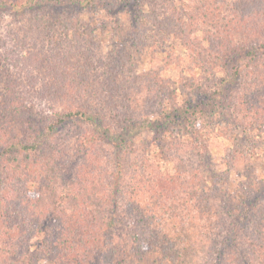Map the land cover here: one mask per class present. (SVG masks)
<instances>
[{
    "label": "trees",
    "instance_id": "obj_1",
    "mask_svg": "<svg viewBox=\"0 0 264 264\" xmlns=\"http://www.w3.org/2000/svg\"><path fill=\"white\" fill-rule=\"evenodd\" d=\"M25 1L32 4L22 12L32 20L40 18L44 4L51 10L69 4L81 10L72 18V33L63 21L65 14L57 12V28L64 25L68 34L66 46L54 33L50 46L43 43L39 47L36 35L31 37L25 29L26 23H4L0 15V165L16 162L21 168L18 173L0 172V182L5 177L9 180L3 190L6 198L2 193V208L8 204L14 208L12 213H29L22 223L9 214L8 207L5 212L0 209V264H40L43 259L51 264H117L119 245L102 243L125 218L131 220L126 246L130 258L150 259L152 264H264V193L256 177L248 173L252 167L244 173L248 177L240 182L242 189L225 187L228 171H215L212 185L206 179L210 167L217 164L209 143L216 124L226 137L240 136L234 132L235 123L243 126V135L254 128L264 131V0L211 4L193 0L181 7L182 12L179 1L183 5L184 0H129L150 5L149 15L139 16L142 22L160 26L162 18L165 25H178L176 37L183 40L192 61H202L204 72L184 80L186 105L162 109V119L152 122L155 140L173 161L174 172L164 174L149 159L135 160L129 172L133 186L121 188V193L119 182L108 189L103 176L104 153L108 158L105 148L116 147L105 132L112 129L121 134L129 122L119 121L117 111L109 115L112 125L98 129L95 122L98 126L103 122L99 119L105 89L117 105L131 79L119 77L116 69L110 70V80L100 79L106 83L87 77L98 67L89 53L93 44L90 24L79 16L83 9L105 10L104 0H0V8H16ZM11 14L16 17L20 12L14 9ZM103 24L106 21L99 23ZM191 27L199 29L202 37H193ZM120 31L125 34L127 29ZM229 33L243 37L245 43L240 47L248 48V59L236 67L237 89L226 95L221 87L230 78H220L218 68L225 71V64L238 52L235 41L225 39ZM78 43L84 48L79 49ZM255 92L260 93L251 101V126L250 120L246 124L244 118L235 119L239 115L235 112L240 110L244 116L243 100ZM123 96L142 104L136 96L127 97L126 92ZM210 105L213 108L205 117ZM76 122L84 130L73 135L70 129ZM16 126L26 137L15 131ZM131 143L136 141L123 140L117 147L127 151ZM226 151L232 150L227 147ZM241 151L244 156V148ZM123 166L120 161L114 167L113 178H124L128 170ZM109 193L110 202L120 204L116 214L105 207ZM2 199L0 192V203ZM100 231V245L85 242ZM59 234L79 238L75 245H62ZM225 245L228 256H224ZM150 253L160 257H148Z\"/></svg>",
    "mask_w": 264,
    "mask_h": 264
},
{
    "label": "rangeland",
    "instance_id": "obj_2",
    "mask_svg": "<svg viewBox=\"0 0 264 264\" xmlns=\"http://www.w3.org/2000/svg\"><path fill=\"white\" fill-rule=\"evenodd\" d=\"M226 1L227 0H208L209 4H211V2L225 3ZM188 2L191 3L193 0H184L183 5H180L179 1L181 12V7L187 5ZM31 4V1H25L24 4L16 5V8H11L10 6L4 7V9L0 8V15H2L3 22L12 23L13 21H16L22 24L26 23L25 29L29 32L31 37L36 35L34 40H37L39 47H42L43 43L50 46V43H53L51 38L54 33L57 34L55 38L66 46L68 42V34L64 25L57 28V20H60L57 12L61 15L65 14V17L63 16V21H65V24H69L70 27H66V29L72 33V31H74L72 18L76 16L75 14H77V12L80 14L81 7L69 4L63 5L59 9L51 10L50 8L45 7L44 4L41 5L42 8L40 12L42 15L38 18L39 20H32L29 16H25L24 12H22L23 10L29 8ZM101 6L105 7V10L100 11L99 9H96V12L95 9H83L81 12L82 14L79 16L82 20L87 22L88 25L90 24V31L93 36V50L90 49L89 53L91 54V58L94 59L93 64L98 67V69L96 68L94 72H90L87 77H94L96 78L94 81L106 83L100 79L110 80L112 73L110 70L116 69L114 70L117 73L116 75L119 77H129V79H131V83H128L127 86L125 85L123 93H120L123 100H119L120 103L117 105L112 103L111 95L106 94L108 89H105L106 93H104V96L102 95V111L100 110L101 119H99L103 120V122H101L99 126L97 124L98 122H95L98 129H103L104 127L112 125L113 122L109 115H113L114 111L118 112L117 116L119 121L121 118L125 119V122H129L126 127L127 129L123 130L121 134H115L112 129L108 131L106 130L105 132V137H107L110 141H114L116 147H112L110 145L105 148V152L108 153V158L104 153V159H107V163H105L103 167L105 168L103 176L106 179L108 189H112V184L119 182V192L121 193V188L126 190L125 187L133 186L129 172L131 175V164H133L135 160L138 161V163H141L145 160L148 161L149 159L156 166H159V169H161L164 174L174 172L173 161L166 157V153L163 152L164 148L159 145V141L155 140L156 132L152 131V122L156 119H162L159 115L162 109H170L175 105L180 107L186 105L187 101L185 99L187 94L185 93L186 87L184 80L186 78H192L194 75L199 77L203 74L204 70L202 68V61H192L191 55L188 53L183 40L176 37L175 32L178 25L175 27L171 22H168V25H165L166 20L162 18L160 26L153 21L148 23L142 22L139 16L146 18L147 15H149V4L143 5L140 2L129 0H104V3L101 4ZM14 9L20 12V14H17L18 16L16 17L11 14V11ZM136 11H141L140 15H138ZM135 13L136 16L134 17ZM71 14L73 16H71ZM43 19H45V21H43ZM102 20L106 21L107 24L99 25ZM38 23L40 26H38ZM120 28L127 29V32L122 34ZM6 32L7 29H4L3 33L7 34ZM190 32L193 37H202V32L199 29L195 30L191 27ZM20 33H22V31ZM226 37L227 38L225 39H232L238 45V52L235 53L236 55L230 57V62L225 64L227 60H224L225 71L222 67L218 68V76L220 78H227V76L230 78V82L228 81L221 87V90H223L222 92L224 93L225 90L224 94L228 95L229 93L234 92L233 90H236L238 87L239 75L235 72L237 69L236 67H241V64L248 59V48L246 50L242 48V46L240 47V44L245 43L243 37H234V34L232 33L227 34ZM78 44L79 49L84 48L83 43ZM205 44L206 46L209 45L208 42ZM206 58H209V55H207ZM129 67L131 70H129ZM261 67L264 71V66L261 65ZM253 91L258 90L254 89ZM124 92H126L127 97L130 95L136 96L139 103L142 104L137 105L126 100V98L124 99ZM260 92H255V95L247 96L246 99L243 100L246 104L243 103L241 107L246 113L242 116L239 112L240 110L235 112V114L239 113L238 117H235V119L242 120L244 118L246 119L245 122L250 120L252 123L251 126H253L254 119L251 116V113L249 115V110L252 105V98L256 97V95ZM261 95L263 98L264 91L261 92ZM225 102L230 104L226 98ZM212 108L213 105L205 108L207 109L205 117L208 116V113ZM47 109H49V106H47ZM229 113L230 109L228 114ZM42 118L40 117V120ZM223 123L225 124V122H222V124ZM75 124L77 126L70 129L73 135H75L74 133L79 134L83 132L84 129L82 125L77 122ZM246 124L248 123L246 122ZM219 126L220 125L216 124L215 129L210 133L212 134L209 142L210 149L215 157L214 162L217 164L214 167H210V174L207 175L206 178L207 183L212 185V176L215 171L217 173H224L228 171L230 179L229 183L227 182L225 187H228L232 191L237 190L241 187L240 182L247 179L248 176L244 173L247 171V168L251 166L252 169H249L248 173H252V175L256 177L258 185L262 190L259 191L264 193V131H261L260 128H252L253 130H250L249 134L243 135V126L235 123L236 127L234 128V132L240 136L238 138L234 137L235 135L233 137H226L221 133L223 129ZM249 126L250 125H248V129ZM95 129L94 131H96ZM15 131H17L18 134L20 133L18 131V126L15 127ZM61 133L66 136L70 135V131L69 133L66 131H62ZM19 135L21 137H26V135L22 133ZM123 140L126 143L133 142V140H135L136 143H131V145H129V149L126 151L125 149H122V147H117V144L121 143ZM72 144H74V137ZM227 147L231 148L232 151L230 153L226 151ZM243 148L245 150L244 156H242L243 153L241 151ZM120 149H122L124 153H122ZM123 157H129L130 159L128 158V160H125ZM120 161L123 163V167L127 168L128 172L125 174L123 179L121 176L117 175L113 178V169ZM15 163L16 162H13L6 166V161H4L2 165H0V172H3V175L6 174L5 171H9L10 174L11 172L18 173L21 168L17 167ZM234 165L238 166L235 167ZM214 168L216 169L214 170ZM8 183L9 180L6 177L0 182L1 199L2 193L4 194L3 197L6 198V192L4 193L3 190L7 188ZM110 198L109 193V197L106 198V202L104 203L105 207L108 210V213L116 214V209L120 204L118 203L116 205L115 203L110 202ZM2 204L3 199L0 203V209L5 212L8 207L9 214L18 218V220L22 221V223H24L23 218H26L29 215V213L24 214L23 210L12 213L14 209L12 205L7 204L2 208ZM116 219L119 218L116 217ZM124 222L125 223L121 222L115 229H112L111 235H106L108 240L102 244H112L114 246L119 245L120 258L119 263L117 264H152L150 259L140 261L137 258H130V254L126 246L129 238L128 224L131 220L125 218ZM59 236L60 243L62 245L70 244L71 242L75 245L79 238L77 236L74 239L70 234L68 236L65 234H59ZM94 236H97L96 239ZM94 236L92 239L90 238L89 241L85 242L88 244L96 243L97 245H100L102 232H97ZM33 241H36V239L34 238ZM77 247L78 246H76V248ZM225 247L224 252L226 254L224 256H228L229 249L227 248L229 246L227 247L225 245ZM153 256L154 258H157L159 255L157 253L148 254V257ZM159 261H157V263ZM40 264H51V262L47 259H43Z\"/></svg>",
    "mask_w": 264,
    "mask_h": 264
}]
</instances>
